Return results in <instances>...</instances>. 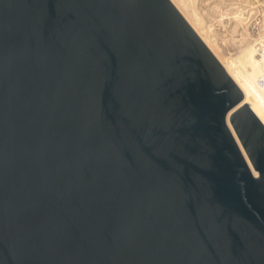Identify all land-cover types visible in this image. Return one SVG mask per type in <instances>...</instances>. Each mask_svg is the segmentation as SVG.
Listing matches in <instances>:
<instances>
[{"label": "water", "instance_id": "1", "mask_svg": "<svg viewBox=\"0 0 264 264\" xmlns=\"http://www.w3.org/2000/svg\"><path fill=\"white\" fill-rule=\"evenodd\" d=\"M0 264H264V124L171 0H0Z\"/></svg>", "mask_w": 264, "mask_h": 264}, {"label": "bare ground", "instance_id": "2", "mask_svg": "<svg viewBox=\"0 0 264 264\" xmlns=\"http://www.w3.org/2000/svg\"><path fill=\"white\" fill-rule=\"evenodd\" d=\"M171 2L240 87L252 111L264 124V1L238 0L230 3L225 11L218 9L220 18L233 20L245 32L241 34L250 38L234 59L227 57L222 50L213 25L206 23L200 11L199 0Z\"/></svg>", "mask_w": 264, "mask_h": 264}, {"label": "rangeland", "instance_id": "3", "mask_svg": "<svg viewBox=\"0 0 264 264\" xmlns=\"http://www.w3.org/2000/svg\"><path fill=\"white\" fill-rule=\"evenodd\" d=\"M237 1L238 0H199L198 2L200 11L204 16L206 23L208 25H213L220 46L225 55L230 59H234L239 55L240 51L244 48L245 43L250 41V38L241 34L245 32L241 27H237L233 20H230L229 18H220L218 9L225 11L230 7V3ZM241 38H243V40H241ZM239 40H241V42H239ZM239 43L241 44L239 45Z\"/></svg>", "mask_w": 264, "mask_h": 264}]
</instances>
